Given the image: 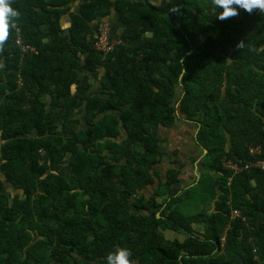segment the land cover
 Here are the masks:
<instances>
[{
  "label": "trees",
  "instance_id": "obj_1",
  "mask_svg": "<svg viewBox=\"0 0 264 264\" xmlns=\"http://www.w3.org/2000/svg\"><path fill=\"white\" fill-rule=\"evenodd\" d=\"M11 3L20 15L0 44V264H106L116 247L135 264H264V171L224 164L264 158V12L218 20L211 0ZM113 8L123 28L106 51L95 34ZM179 120L195 123L203 157L182 193L172 189L185 165L170 157L158 169L160 129Z\"/></svg>",
  "mask_w": 264,
  "mask_h": 264
},
{
  "label": "crops",
  "instance_id": "obj_2",
  "mask_svg": "<svg viewBox=\"0 0 264 264\" xmlns=\"http://www.w3.org/2000/svg\"><path fill=\"white\" fill-rule=\"evenodd\" d=\"M78 4H79L78 1L75 2L72 9L76 10L78 8L77 7ZM117 17H118V12L114 8L112 9L110 14L103 17V21L107 22L110 26L112 36H118V34L123 28L122 23L118 20ZM62 22L63 24H68L69 23L68 16H65ZM85 73L89 75L90 77L89 81L93 83V85H95L94 87L99 86L100 78L98 77L95 78L90 71ZM85 73H80L79 76L81 77ZM160 130L164 132L163 137L166 138L167 145H165L164 149L167 148V151L169 152L166 154V156H164V159L158 165V169L161 171L162 176H164L167 169L170 167V160H169L170 157L176 158L181 163H183L185 166L182 168L183 172L180 175V182L177 183L172 190L174 191V189L179 186L182 188V190H184V188L187 185H190L195 180L196 173L202 167L201 161L203 157L202 156L201 158L197 157V154L199 153L198 151H200L201 148L198 147L195 144V141L193 140L196 131V125L194 122L191 121L189 122L186 120H179L177 121L175 126ZM165 157H167V159ZM177 189L178 191L176 192L180 193L179 188ZM213 206L214 203L211 205V207ZM169 230H173V229H169ZM181 234H183L181 235L182 237H184L183 239H180V237L178 236H175V238L173 239H178L183 241L186 238V236L184 233Z\"/></svg>",
  "mask_w": 264,
  "mask_h": 264
},
{
  "label": "clouds",
  "instance_id": "obj_3",
  "mask_svg": "<svg viewBox=\"0 0 264 264\" xmlns=\"http://www.w3.org/2000/svg\"><path fill=\"white\" fill-rule=\"evenodd\" d=\"M211 6L218 20L236 16L240 9L249 13L254 9L264 12V0H211ZM19 15V11L12 6L11 0H0V44L8 38L9 29L16 27V18ZM110 36L113 37L111 29ZM113 38L117 39L115 36ZM237 46H242V43ZM105 260L106 264H135L132 251L127 247H116L114 251H109Z\"/></svg>",
  "mask_w": 264,
  "mask_h": 264
},
{
  "label": "built area",
  "instance_id": "obj_4",
  "mask_svg": "<svg viewBox=\"0 0 264 264\" xmlns=\"http://www.w3.org/2000/svg\"><path fill=\"white\" fill-rule=\"evenodd\" d=\"M110 37L111 36H110L109 24L107 22L103 21V23L101 24V26L99 28V32H97L95 34V38H97L96 44L99 46V48L104 49L106 51H110L114 48L115 43L120 42L119 39H115V38H114L113 42H109ZM17 43L21 46L23 52L35 51V47L24 44L22 42L21 38H19L17 40ZM261 150H262L261 145H251L249 147L250 154L252 156H255V157L259 153H261ZM224 164L227 167L232 168L234 170V172H237V171L241 170L242 168H251V167H258L264 171V158H261V157H256V159L254 161H245V163L243 165H239L236 162H232L230 159H226ZM238 215H240L239 210L235 209L232 211L233 217L238 216Z\"/></svg>",
  "mask_w": 264,
  "mask_h": 264
},
{
  "label": "rangeland",
  "instance_id": "obj_5",
  "mask_svg": "<svg viewBox=\"0 0 264 264\" xmlns=\"http://www.w3.org/2000/svg\"><path fill=\"white\" fill-rule=\"evenodd\" d=\"M160 135H164V132L163 131H161L160 132ZM165 145H167L166 143L164 144V147H165ZM166 150H167V148H166ZM171 150V149H170ZM167 152H169V151H167ZM199 153L197 154V157H200L201 158V150L200 151H198ZM166 159H167V157H165ZM206 169V168H205ZM206 170H208V169H206ZM213 174V173H212ZM181 185V184H180ZM177 188H179V192L181 193V192H183V190H182V188L179 186V187H177ZM177 188H175L174 189V191H178V189ZM5 191H7L8 192V194L9 195H12V194H14L15 193V189H13L12 188V186L11 185H9V183H7L6 182V185H5ZM152 190H149V189H147L146 190V192H148V193H150ZM200 192L201 191H198V193L200 194ZM192 194V193H191ZM193 195V194H192ZM200 197V195H193V198L196 200V199H198ZM203 200V202H200V201H198L196 204H195V202L194 201H192V200H189V201H187V204L185 205V206H183L181 209L182 210H185V213L186 214H189V213H191V212H195V211H197V210H199L198 208L199 207H203V206H205V205H207L208 204V202H209V200H208V198H204V199H202ZM197 205V206H196ZM193 227H194V229H195V231H199V226L197 225V224H193ZM162 233L164 234V236L167 238V239H173V238H175V236H178V237H180V239H183L184 237H182L181 235H183V234H181L180 232H177V231H174V230H169V229H165V230H162Z\"/></svg>",
  "mask_w": 264,
  "mask_h": 264
}]
</instances>
